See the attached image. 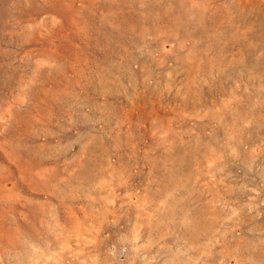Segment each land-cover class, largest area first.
<instances>
[{
    "label": "rangeland",
    "instance_id": "1",
    "mask_svg": "<svg viewBox=\"0 0 264 264\" xmlns=\"http://www.w3.org/2000/svg\"><path fill=\"white\" fill-rule=\"evenodd\" d=\"M0 264H264V0H0Z\"/></svg>",
    "mask_w": 264,
    "mask_h": 264
}]
</instances>
